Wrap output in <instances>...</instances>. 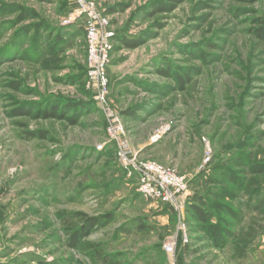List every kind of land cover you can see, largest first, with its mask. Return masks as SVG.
<instances>
[{
	"label": "rangeland",
	"instance_id": "rangeland-1",
	"mask_svg": "<svg viewBox=\"0 0 264 264\" xmlns=\"http://www.w3.org/2000/svg\"><path fill=\"white\" fill-rule=\"evenodd\" d=\"M82 1L0 0V264H264V203L232 238L253 248L229 249L186 209L144 198L116 148L174 167L211 210L227 205L212 192L264 182V0ZM89 11L112 32L100 87L87 77ZM50 98L87 106L66 111L73 122L46 118ZM26 109L36 115H17ZM256 162L263 171L241 184ZM109 212L70 246L76 213Z\"/></svg>",
	"mask_w": 264,
	"mask_h": 264
},
{
	"label": "built area",
	"instance_id": "built-area-1",
	"mask_svg": "<svg viewBox=\"0 0 264 264\" xmlns=\"http://www.w3.org/2000/svg\"><path fill=\"white\" fill-rule=\"evenodd\" d=\"M80 5H84L82 0H78ZM107 22L99 21L97 15L89 11L85 23V38L87 59L89 67L87 77L95 85L100 87L104 84V73L107 63L109 62V52L112 45L108 39L112 32L106 30ZM111 125L107 128V134L119 141L121 134L124 133L120 121L114 115ZM115 118V119H114ZM117 154L123 167L127 169L128 174L135 173L138 180V192L146 199L169 203L174 209L181 212L185 209L187 203V183L188 180L184 175L174 167L163 166L153 160H140L137 155L130 153L127 143L117 144ZM165 251H171V243L163 245Z\"/></svg>",
	"mask_w": 264,
	"mask_h": 264
},
{
	"label": "trees",
	"instance_id": "trees-1",
	"mask_svg": "<svg viewBox=\"0 0 264 264\" xmlns=\"http://www.w3.org/2000/svg\"><path fill=\"white\" fill-rule=\"evenodd\" d=\"M175 2H177L178 0H173ZM173 8V5L166 7H162L161 5H158L155 11H167ZM61 36H63V34H60ZM60 35L58 36L60 38ZM128 38V39H127ZM120 37V41L126 46V47H135L139 44L140 40L138 39H131V37ZM159 72H163L162 74H170V76L175 79V81L177 83H185V80H183L182 78H180L178 75H175V77L172 75V72L170 73L168 70L167 71H161L159 70ZM175 74V73H174ZM152 88H156L159 91H163L165 90V86L163 85H149ZM179 87V86H178ZM51 100V98H50ZM83 106H87V105H82L79 102H75V101H71V100H64V99H55V100H51V103L48 107H46L47 109H42L39 110L38 113L41 114L42 116L46 117V118H64V119H68L69 121L73 122V119L68 118V114L66 113V111L68 110H73L74 114L80 110L83 109ZM31 110L28 111V109H26L24 112H19L17 113V115H36V113H32L31 114ZM64 112V113H63ZM73 113L70 114V116L74 115ZM26 135H28L29 137H33V136H37L36 134L32 133V132H28L25 133ZM248 163L250 164L251 161ZM256 163H252V165L250 166L249 170L246 171V174H259L263 171V167L261 165H258ZM257 164V165H255ZM230 180L233 182L235 180L234 176H230ZM237 180V179H236ZM214 193V192H213ZM226 194L225 192L222 193V195L218 194V193H214V198L216 199H222L223 195ZM169 208V206H168ZM215 208H217L219 211L222 212H226L228 214H231V210H229L228 206L225 205L224 203H217ZM170 209L172 210V208L170 207ZM186 212H187V217L189 219H194L196 221H200L202 222V224L205 226V230L207 231L208 236H210L212 238V240H214L215 242H217L218 244L220 243L221 245L224 244V240H225V226H223L222 228H220L218 226V224H214L211 222V217L214 214V211L209 209L208 204L206 199L203 196L200 195H190L188 197L187 203H186ZM76 215L78 216V220L76 221V225L75 227H71L73 224L70 225V229L72 231V233L69 235L70 237V241L69 244L70 246H75L78 245V243H80L83 239H85V237H87L93 230H96V228L101 227L102 225L106 224L107 222H109L112 219V212H109L107 215H96V216H88L86 214L83 213H76ZM224 237V238H223ZM221 238L223 239L221 242ZM95 253L102 257V255L100 254V252L97 250L95 251ZM104 258V257H103ZM106 260V262L108 263H112V258L108 259H104Z\"/></svg>",
	"mask_w": 264,
	"mask_h": 264
},
{
	"label": "crops",
	"instance_id": "crops-1",
	"mask_svg": "<svg viewBox=\"0 0 264 264\" xmlns=\"http://www.w3.org/2000/svg\"><path fill=\"white\" fill-rule=\"evenodd\" d=\"M245 167V164L244 166ZM210 171V175H212V171L211 169H209ZM247 171V170H246ZM246 171H244V173H246ZM249 174H246L245 178L242 179L241 184L246 183V178L248 177ZM215 180H211L210 182V186L214 185L216 182ZM231 181V180H230ZM232 182V181H231ZM201 187V185H199ZM245 187V185L243 186ZM195 189V188H194ZM196 190V189H195ZM232 191V190H231ZM226 193V192H225ZM231 195L229 194H224L223 198L225 199L224 201H226V204L229 208V210H231V214H228L226 212H222L219 211L220 213H225V215L227 214V217H224L226 219H224L225 221H223V224L225 226V240L227 243L226 246H228V248L230 249L233 244L231 242L234 243V247L236 249H239L240 251H242L243 249H252V245L250 244H238L237 241H233V237L235 236V234H239V233H244L246 231V226L248 225V220L253 217V216H258V212L260 211L261 207L263 206L264 203V182L260 183V184H256L250 188H241L239 190V193L235 192L233 193L230 192ZM189 194H191V192L189 191ZM194 195L195 192H194ZM211 197H214V193L212 192ZM222 198V200H223ZM209 202H211V200H209ZM214 214L211 217V222L216 224V216L218 213V209L215 208L213 209ZM250 238V236H248ZM264 237V236H262ZM257 238H260L257 237ZM254 238V239H257ZM231 243V244H230ZM227 248V249H228ZM229 255H232V253H230ZM247 258H241L238 260H245ZM231 262L237 261L233 258H230Z\"/></svg>",
	"mask_w": 264,
	"mask_h": 264
}]
</instances>
